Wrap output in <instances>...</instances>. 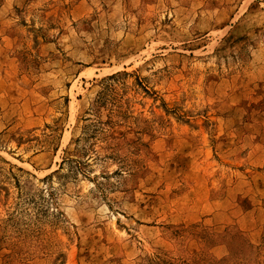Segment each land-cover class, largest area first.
Instances as JSON below:
<instances>
[{"label":"rangeland","instance_id":"rangeland-1","mask_svg":"<svg viewBox=\"0 0 264 264\" xmlns=\"http://www.w3.org/2000/svg\"><path fill=\"white\" fill-rule=\"evenodd\" d=\"M0 264H264V0H0Z\"/></svg>","mask_w":264,"mask_h":264}]
</instances>
